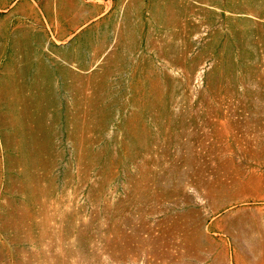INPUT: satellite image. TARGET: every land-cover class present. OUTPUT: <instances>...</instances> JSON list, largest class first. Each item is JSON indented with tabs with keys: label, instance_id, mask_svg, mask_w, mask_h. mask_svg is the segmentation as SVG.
<instances>
[{
	"label": "rangeland",
	"instance_id": "1",
	"mask_svg": "<svg viewBox=\"0 0 264 264\" xmlns=\"http://www.w3.org/2000/svg\"><path fill=\"white\" fill-rule=\"evenodd\" d=\"M0 264H264V0H0Z\"/></svg>",
	"mask_w": 264,
	"mask_h": 264
}]
</instances>
